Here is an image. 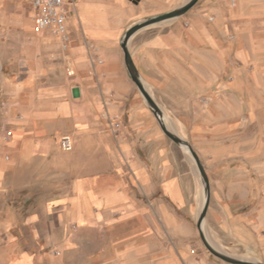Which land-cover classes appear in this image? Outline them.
I'll list each match as a JSON object with an SVG mask.
<instances>
[{
    "label": "crops",
    "instance_id": "1",
    "mask_svg": "<svg viewBox=\"0 0 264 264\" xmlns=\"http://www.w3.org/2000/svg\"><path fill=\"white\" fill-rule=\"evenodd\" d=\"M181 1L71 0L69 47L44 33L53 52L34 60L29 86L16 87L12 114L21 119L6 142L12 159L0 163V182L5 167L14 181L52 183V199L20 234L13 223L0 224L1 264L36 263L22 242H56L84 264H231L205 250L196 163L162 129L121 44L140 15ZM203 1L207 10L141 29L129 47L168 127L211 172L208 238L264 263V0ZM228 33L238 43L223 41ZM254 130L259 142L251 140ZM64 135L72 150L62 148Z\"/></svg>",
    "mask_w": 264,
    "mask_h": 264
},
{
    "label": "rangeland",
    "instance_id": "2",
    "mask_svg": "<svg viewBox=\"0 0 264 264\" xmlns=\"http://www.w3.org/2000/svg\"><path fill=\"white\" fill-rule=\"evenodd\" d=\"M177 7L173 6L168 8L167 11ZM203 9L207 10L208 8L204 6L203 0H199L185 15L159 23V25L176 20L185 21L189 16L196 15L198 11H202ZM32 15L33 10L30 0H0V163L10 162L7 159L8 155L12 159V153L6 148V142L13 136L15 121L21 119L20 113L12 114L14 113V107L11 106L17 101V96L15 95L16 87L19 85L29 86L30 68L34 66V60L37 57L43 60L47 57V51H49V56L51 57L50 53L53 52L54 48V45L48 44L46 40V37H49L48 34H44L46 31L38 33L35 30ZM156 15L158 14L149 13L143 16L140 15L138 19L142 21ZM209 16L212 17L213 13ZM72 20L76 25L77 20L75 15H73ZM186 25L188 24L186 23ZM223 41H226V43H238L237 34L228 33ZM252 63L250 61V66L246 70L247 74L254 71V67L251 66ZM54 74H56L54 70L50 72V75L53 76ZM259 91L254 90L253 93L260 94ZM252 128L256 129L257 125L253 124ZM8 134L9 139L6 138ZM261 137L254 130L251 140L259 142ZM243 138L244 135H238V142L243 141ZM196 170L203 188L202 179L197 167ZM246 171L251 173V168H247ZM3 172L5 175L0 182V224L11 222L15 226L12 230L13 233L20 234L24 220L35 216L40 211L43 203L46 204L48 201H51L53 185L52 183H46L42 190L41 185L37 186L36 184L20 182L19 175V179L14 181V178L11 176L13 174L11 169L6 171L5 167H3ZM210 173L208 170L209 175ZM202 195V201H204V189H202ZM5 236L2 230L0 238L3 240ZM22 244L26 245L22 249L27 248L36 257L35 264H84L83 255L68 253L60 248L57 249L56 242H22ZM5 245H7V242H0V250L4 249ZM204 248L212 254L205 244ZM98 264H107V259L105 263L98 261Z\"/></svg>",
    "mask_w": 264,
    "mask_h": 264
},
{
    "label": "water",
    "instance_id": "3",
    "mask_svg": "<svg viewBox=\"0 0 264 264\" xmlns=\"http://www.w3.org/2000/svg\"><path fill=\"white\" fill-rule=\"evenodd\" d=\"M199 0H186L183 4L178 6L177 8L167 11L162 14H158L156 16H153L149 19L139 21L132 26L128 28L125 35L123 36V39L121 41L122 47L124 49L125 53V62L128 67V70L133 78V80L136 82L140 92L146 99L147 103L149 104L151 110L155 114L156 118L158 119L162 129L164 132L169 136L174 142H176L181 147L185 148L191 157L194 159L196 166L198 168V171L200 173L205 198L202 204V208L200 211V215L197 220V226L200 231V236L205 244V246L208 248V250L215 255L216 257L220 258L221 260L231 263V264H264L262 262L252 261L244 258H239L236 256L231 255L230 253L224 251L223 249L215 246L210 239L208 238L206 231H205V218L208 212V208L210 205V199H211V183H210V177L207 172V169L205 165L203 164L199 154L196 152V150L192 147V145L179 136L177 133L173 132L167 125L164 112L159 106V104L155 101V99L152 97V95L149 93V91L146 88V85L140 75V72L135 64V61L133 59L132 53L130 51L129 42L131 37L139 30L144 29L146 27L156 25L159 23H163L166 21H170L172 19H176L178 17H181L185 15Z\"/></svg>",
    "mask_w": 264,
    "mask_h": 264
},
{
    "label": "built area",
    "instance_id": "4",
    "mask_svg": "<svg viewBox=\"0 0 264 264\" xmlns=\"http://www.w3.org/2000/svg\"><path fill=\"white\" fill-rule=\"evenodd\" d=\"M70 1L71 0H31L34 9L33 24L35 30L38 33L50 31L53 35L61 39L64 49H67L71 42V36L67 26ZM230 1L232 6L236 5V0ZM68 73L69 75H73L75 71L73 68H68ZM6 138L9 139V134ZM60 143L65 150H72L74 148L73 140L70 135L62 136ZM7 159H9V156H7Z\"/></svg>",
    "mask_w": 264,
    "mask_h": 264
}]
</instances>
